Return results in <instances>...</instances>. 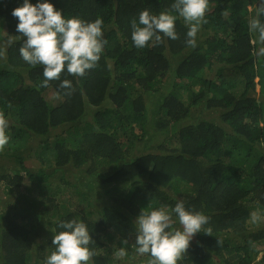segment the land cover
Returning a JSON list of instances; mask_svg holds the SVG:
<instances>
[{
    "label": "trees",
    "instance_id": "16d2710c",
    "mask_svg": "<svg viewBox=\"0 0 264 264\" xmlns=\"http://www.w3.org/2000/svg\"><path fill=\"white\" fill-rule=\"evenodd\" d=\"M21 2L0 0V43L8 34L18 35L11 12ZM51 2L68 18H102L107 43L85 76L61 73V80L72 81L70 94L59 88V80L42 86V66L23 61L19 37L0 56V112L10 121L0 160L16 162L0 181L7 193L19 190L13 207L0 212V264H44L54 250L53 233L71 219L88 225L90 264H147L149 256L136 251L133 221L142 208L171 210L177 199L210 217L184 264H264V222L253 226L250 219L252 211H264V57L255 54L248 30L255 0H209L204 41L194 48L185 43L188 29L171 9L173 0ZM144 9L176 15L178 38L136 48L131 22H138ZM258 75L263 93L256 97ZM165 76L178 81L165 89ZM51 91L54 104L45 97ZM151 95L157 97L156 117L146 100ZM199 103L225 111L221 123L182 125ZM147 128L161 137L151 150ZM36 137L45 138L37 147L30 144ZM137 147L145 151L136 152ZM33 157L39 163L34 171L22 165ZM66 166L87 167L103 185L105 203L92 204L74 184L53 185L57 171L65 182ZM60 194L64 202L58 204ZM42 232L40 242L36 235Z\"/></svg>",
    "mask_w": 264,
    "mask_h": 264
},
{
    "label": "clouds",
    "instance_id": "9594fccd",
    "mask_svg": "<svg viewBox=\"0 0 264 264\" xmlns=\"http://www.w3.org/2000/svg\"><path fill=\"white\" fill-rule=\"evenodd\" d=\"M171 9L183 18L187 26L186 45L196 47L197 35L202 25L207 23L205 17L209 0H173ZM11 15L17 18L15 31L18 35L8 34L9 38L0 43V56L14 42L13 37H19L22 40L19 54L23 61L32 67L42 66L43 87L59 80V88L70 94L72 81L61 80V73L66 71L83 77L100 61L107 43L103 37L102 18L89 21L75 16L65 17L63 10L56 8L51 0H36L35 3L22 0L12 9ZM176 20L177 16L170 11L154 14L148 9L142 10L138 22L135 19L131 22L133 45L144 48L150 42H161L163 37L176 40ZM248 30L255 37V54L264 57V0H255L254 14L248 19ZM9 127V118L0 112V148L9 143ZM30 144L37 147L35 140ZM250 219L253 223L264 222V211H252ZM209 221L210 217L202 211L186 208L181 199H177L171 210L165 205H148L133 221L136 225V251L149 256L147 264H184L196 234L201 233ZM177 222L179 228L175 226ZM58 228L60 231L53 233L51 240L54 250L46 256L44 264H90L93 252L89 245L93 238L88 225L83 220L71 219L61 221ZM205 230L211 231L210 228ZM121 243H127V240ZM124 251L121 248L120 254L123 255Z\"/></svg>",
    "mask_w": 264,
    "mask_h": 264
},
{
    "label": "rangeland",
    "instance_id": "374dc122",
    "mask_svg": "<svg viewBox=\"0 0 264 264\" xmlns=\"http://www.w3.org/2000/svg\"><path fill=\"white\" fill-rule=\"evenodd\" d=\"M211 8V6H210ZM250 11H251V15L254 14V6L252 5L250 7ZM208 12V11H207ZM206 20H209L210 17L206 16L205 17ZM202 28L200 29L198 35H197V43H200L201 41H204V39L202 38ZM2 57H5V53L2 55ZM175 61H171V65L174 66ZM178 81L175 78H172L170 76H165L162 80V86H164L165 89H170L171 86ZM255 82H256V87H255V96L259 97V94L263 93V84L261 83L260 80V76L258 75L255 78ZM45 97L46 100L51 103V101L56 100V95L53 91L49 92V93H45ZM147 102H149L150 107H152L151 109L153 110V116L156 117V112H157V105H156V101H157V97L155 95H151L150 97H147ZM91 110V108L89 109ZM156 111V112H155ZM225 111H223L222 109L219 108H214V109H207L203 103H199L197 106H195L194 108H192L190 110V117L188 119H186L185 121H183L182 125H193L196 126L199 123L203 122L205 124H214V125H218L221 123L222 119H221V115L224 113ZM92 119L91 116H88V120ZM181 125V126H182ZM148 132L147 135L145 136V142L146 145H148V147L146 149H153L156 147L157 144H159V139L161 138L159 135H155L154 131L150 128H147ZM52 138V137H51ZM45 138H39L36 137L35 138V143L36 145L40 143V140H44ZM50 139V138H49ZM40 150V148H39ZM37 151V149H36ZM145 151V149L143 147H137L136 152H143ZM31 155H33V153H29ZM28 155V154H26ZM25 156H23L22 158H24ZM25 165L27 168L31 169L32 171L36 170L38 167L37 160L36 158H32V159H25L22 161V165ZM13 167V168H11ZM86 168L87 167H82V168H78L75 169L73 168V166H66L63 167L62 170L64 172V181L65 182H61V175L62 173L59 171L55 172L52 175L53 178V185L57 184L59 185L60 189H64L67 184H74L76 186H78V188L81 190H83L85 193H87L88 195L91 196L92 199L91 203L98 206V205H103L106 201L107 195L104 194V188L103 185L100 184L97 180H95L94 178L90 177L87 172H86ZM12 169H16V162L12 159V158H3L0 161V175H2L5 172H8L9 170L11 171ZM19 190L18 189H13V191L11 193H7L6 192V188L4 186V182L0 181V212H2L4 209H9L10 207H13V203L15 202V200L17 199V192ZM64 202V197L62 194H60V199H58V204L63 203ZM32 210H35V208H31ZM37 209V207H36ZM252 222V221H251ZM253 226H255L256 223H251ZM260 224V223H259ZM43 234H45V232L39 233L38 235H36V239L39 240L40 242L43 241Z\"/></svg>",
    "mask_w": 264,
    "mask_h": 264
}]
</instances>
